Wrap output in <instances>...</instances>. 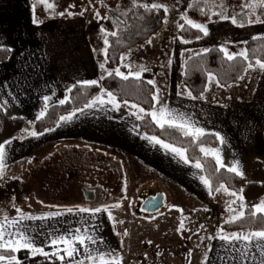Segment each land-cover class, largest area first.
I'll list each match as a JSON object with an SVG mask.
<instances>
[{
    "label": "crops",
    "instance_id": "crops-1",
    "mask_svg": "<svg viewBox=\"0 0 264 264\" xmlns=\"http://www.w3.org/2000/svg\"><path fill=\"white\" fill-rule=\"evenodd\" d=\"M32 1L0 0V49L9 53L0 62V107L6 117L24 120L22 130L0 146V177L18 179L23 187L55 150L80 148L115 153L136 176H149L179 200L185 192L195 198L205 196L209 184L202 170L188 162L182 151L138 127L144 115L140 107L119 103L105 91L85 108L35 133L33 124L43 115V107L63 103L74 85L100 84L112 71L105 67L107 46L95 40L85 19L37 16ZM257 37L264 35L246 40ZM126 52L120 58L125 71L114 70L121 78L128 77L123 64ZM258 65L249 66L245 73L260 69ZM245 73L228 89L245 88ZM250 77L260 84L258 105L241 104L237 95L231 98L217 85L210 92L208 82L204 93L194 98L180 79V86H166L161 98L153 85L150 116L159 126L178 127L195 138L214 133L219 145L213 158L219 166L245 177L253 159L264 164V69L260 79ZM207 91L211 98L206 97ZM0 195L14 200L1 190ZM15 203L23 209L11 206L0 211V251L31 254L0 256V264H132L125 250V228L119 238L102 209L40 203L29 197ZM243 231L248 232L211 239L203 264H264V232Z\"/></svg>",
    "mask_w": 264,
    "mask_h": 264
},
{
    "label": "rangeland",
    "instance_id": "rangeland-1",
    "mask_svg": "<svg viewBox=\"0 0 264 264\" xmlns=\"http://www.w3.org/2000/svg\"><path fill=\"white\" fill-rule=\"evenodd\" d=\"M191 1L193 0H73L63 12L50 17L85 19L93 29L91 32L95 40L106 46L107 33L101 29V24L107 19H112L117 24L110 13L121 19L126 18L125 10L119 8V3L132 2L142 8L162 9L165 17L161 28L145 42L128 50L123 58V64L128 68V77L137 78L142 72L148 71L154 74L151 83L156 88L157 98H161L166 86H180L184 63L191 56L205 52L212 46L221 48L228 58L245 56L244 41L253 36L264 35V21L258 19L253 11L258 4L264 5V0H202L218 18L206 23L188 17L187 9ZM43 6L45 9L55 10L47 1ZM244 9L248 10L247 24L236 25L234 16ZM183 24L199 29L203 37L184 41L178 35ZM258 64L260 69L245 73V88L240 89V86L238 91L232 92L229 87L219 86L215 78L209 76L208 90L211 92V88L217 85L228 96L231 95V98L238 96L241 104L258 105L262 100L259 94L260 84L254 83L256 80L250 77L258 75L261 78L264 64ZM206 97H212L208 91ZM153 118L159 119L157 114H153ZM257 120L256 118L255 121ZM261 130L264 139V128ZM202 147L203 155L215 156V148ZM104 152L80 148L55 150L39 163L34 177L27 179L23 187L21 184V194L23 198L29 197V201L34 202L102 209L112 221L119 238L122 237L123 227L125 228V250L128 258L133 261L132 264H203L211 239H230L248 232L226 231L220 228L221 224L239 219L247 207H251L254 212L264 213V197L256 202H249L224 186H220L214 193L209 191L202 198H195L185 192L184 199L179 200L162 184L149 180V176H136L115 153ZM247 173L245 177H249L250 166ZM6 181L1 176L0 187ZM145 189L161 192L166 204L154 213L136 214L135 209L141 200L137 196ZM85 191L91 193L89 199L85 197ZM11 206L19 210L23 207L17 205L12 198L0 197V211L3 207L5 209Z\"/></svg>",
    "mask_w": 264,
    "mask_h": 264
},
{
    "label": "trees",
    "instance_id": "trees-1",
    "mask_svg": "<svg viewBox=\"0 0 264 264\" xmlns=\"http://www.w3.org/2000/svg\"><path fill=\"white\" fill-rule=\"evenodd\" d=\"M55 10L45 9L38 1L33 0L32 6L37 16H55L63 12L73 0H46ZM119 8L125 10L124 25L116 24L112 19H107L101 24V29L107 33L105 37L106 54L105 67L109 70L125 71L120 67L121 55L133 47L145 42L162 26L165 13L160 8H142L132 2L120 4ZM256 17L264 21V5L258 4L253 10ZM187 15L191 19L206 23L209 20H218L212 14L208 5L202 0L191 1ZM248 10L234 16L235 24L245 26L247 24ZM178 35L184 41H194L203 37L202 31L183 24ZM245 56L228 58L218 46H212L205 52L188 58L183 67L181 82L194 98L204 93L209 76H213L217 84L227 87L239 80L249 66L256 63L264 64V37L246 40L244 43ZM8 51L0 49V62L8 58ZM153 74L144 72L138 78H121L114 73L104 77L100 84L74 85L63 103L43 107V115L37 119L33 126L35 133H41L55 126L62 117L73 114L85 108L101 91L112 95L119 103L137 105L144 111V115L138 121V127L148 135L158 138L179 149L185 159L197 165L203 172L209 191L214 193L220 186L240 194L249 202H256L264 197V165L259 160H253L250 164L249 177H244L235 172L219 166L211 156H205L201 152L202 146L217 148L219 139L214 133H205L199 137L185 134L178 127L170 125H157L150 116L154 103V86L151 83ZM24 120L9 118L3 114L0 107V146L13 139L23 128ZM3 194L10 195L16 202L23 200L21 183L18 179L7 181L1 188ZM221 229L226 231L264 232V213L254 212L251 207L244 210L239 219L223 223ZM31 253L21 251H0V256L28 257ZM116 264V263H104Z\"/></svg>",
    "mask_w": 264,
    "mask_h": 264
},
{
    "label": "water",
    "instance_id": "water-1",
    "mask_svg": "<svg viewBox=\"0 0 264 264\" xmlns=\"http://www.w3.org/2000/svg\"><path fill=\"white\" fill-rule=\"evenodd\" d=\"M110 17L113 18L118 24L124 25V20L118 17L114 13H110ZM149 190H143L141 193L138 194V199H143V203L136 207L135 213L136 214H151L156 211H158L160 208H162L166 204V200L162 193L157 194L154 197H146ZM86 198L91 197V193L85 191L84 192Z\"/></svg>",
    "mask_w": 264,
    "mask_h": 264
},
{
    "label": "flooded vegetation",
    "instance_id": "flooded-vegetation-1",
    "mask_svg": "<svg viewBox=\"0 0 264 264\" xmlns=\"http://www.w3.org/2000/svg\"><path fill=\"white\" fill-rule=\"evenodd\" d=\"M159 193H161V192H159L158 190H154V191L149 190V192H148L146 197H154V196H156ZM144 200H145V198L141 199L140 202H138L137 206L141 205Z\"/></svg>",
    "mask_w": 264,
    "mask_h": 264
}]
</instances>
